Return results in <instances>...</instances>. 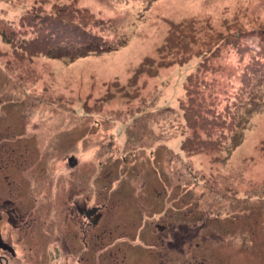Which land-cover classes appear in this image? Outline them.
<instances>
[{
    "label": "rangeland",
    "instance_id": "1",
    "mask_svg": "<svg viewBox=\"0 0 264 264\" xmlns=\"http://www.w3.org/2000/svg\"><path fill=\"white\" fill-rule=\"evenodd\" d=\"M31 12L76 25L52 42ZM0 124L43 228L69 182L150 189L169 259L184 227L179 259L264 264V0H0Z\"/></svg>",
    "mask_w": 264,
    "mask_h": 264
},
{
    "label": "flooded vegetation",
    "instance_id": "2",
    "mask_svg": "<svg viewBox=\"0 0 264 264\" xmlns=\"http://www.w3.org/2000/svg\"><path fill=\"white\" fill-rule=\"evenodd\" d=\"M3 127L0 124V264H228L220 251L214 253L216 260L179 259L182 231L189 230L184 227L175 232L178 239L173 246L178 258L169 259L168 242L174 239L168 240L170 232L164 218L153 223L152 212L162 201L152 197L150 189L138 202L132 196L121 200L110 196V208L102 192L90 203L87 191L75 192L69 182L62 203L66 216L55 213L48 222L45 218L43 228L37 198L24 195L27 186L20 163L23 144L18 137L10 141L9 126ZM142 210L146 216L143 224L139 222ZM132 227L136 232L129 233ZM207 254L213 256L211 251Z\"/></svg>",
    "mask_w": 264,
    "mask_h": 264
},
{
    "label": "trees",
    "instance_id": "3",
    "mask_svg": "<svg viewBox=\"0 0 264 264\" xmlns=\"http://www.w3.org/2000/svg\"><path fill=\"white\" fill-rule=\"evenodd\" d=\"M30 16H33L32 19L36 22V24L40 27V29H44V30L50 31L47 38L49 39V37H51L52 38V42L53 41H59V40L63 39L64 36H62V35H64L66 33L64 31H69L70 27H73V26L76 25L73 20H70V21H58L56 24L54 23V21L51 22V23H48V21H47L48 18L42 17L38 13H32ZM58 20H63V19H58ZM84 39L85 38H81L82 41ZM97 41L98 40L96 38H94L93 41L87 43L84 46H87V45H90V44H94V45H99L100 48L103 49L104 45H100V44L96 43ZM69 42H71V41L69 39H67V44ZM47 43L48 42H46V46H47ZM56 43H59V42H56ZM46 46H44V44H42L39 47V48L42 49V51H45L46 55H47V53L48 54L52 53L54 51V49H55L53 47H46Z\"/></svg>",
    "mask_w": 264,
    "mask_h": 264
},
{
    "label": "water",
    "instance_id": "4",
    "mask_svg": "<svg viewBox=\"0 0 264 264\" xmlns=\"http://www.w3.org/2000/svg\"><path fill=\"white\" fill-rule=\"evenodd\" d=\"M68 164H69L70 166H72V165L74 164V162H73V158H72V157H69V158H68Z\"/></svg>",
    "mask_w": 264,
    "mask_h": 264
}]
</instances>
